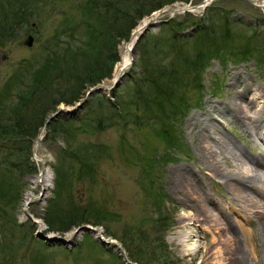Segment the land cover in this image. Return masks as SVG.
<instances>
[{"label": "rangeland", "instance_id": "rangeland-1", "mask_svg": "<svg viewBox=\"0 0 264 264\" xmlns=\"http://www.w3.org/2000/svg\"><path fill=\"white\" fill-rule=\"evenodd\" d=\"M131 1L134 0H0L14 19L19 15L18 21L26 20L20 23L23 26L0 41V59L6 56V60L0 61V129L7 127L0 130V134L9 131L8 127L16 121L14 109L20 101L19 96H26L33 90L36 66L30 68L28 63L38 59L48 45L53 54L61 53L62 47L74 51L78 41L71 42L68 47L65 40H61V34L64 27L73 29L76 24L79 36L84 38L93 20L89 12L100 16L109 11L107 15H111L108 6L113 4L116 9L128 10L131 6L129 10L134 15ZM201 2L176 1L160 10L187 4L196 6ZM209 4L229 12L232 21L237 22L235 47L246 43V36L253 30H262L261 37L253 39L251 47L264 57V5L261 2L213 0ZM26 11L28 17L22 19ZM205 13L200 8L175 14L164 12L156 18L160 23L151 25L141 35H147L149 56L138 55V40L131 66L118 80L114 79V74L120 60L113 69V77L98 85L101 89L92 92L96 95L86 96L81 105L74 104L76 107L63 103L58 107V116L65 120L98 116L87 119L89 127L74 122L65 128V133L51 140V135L43 132L40 141L39 137L33 141L31 137L0 135V264H162L164 255L172 264H205L201 263L202 254L197 252V246L211 240L212 235L201 226L181 225L183 221L191 222L187 216L195 210L191 207L192 199L186 200L185 194L172 190L176 181L173 172L189 169L198 176L199 183L202 180L203 187L205 184L209 197L228 195L236 201L234 207H243L231 195H234L232 189L221 180L215 179L211 185L195 144L206 135L201 124L211 115L212 107L228 105L237 94L245 93V97L251 99L260 90L264 96V68L259 67L257 60L238 64L230 60L223 65L220 59L214 58L203 62L200 70L188 71L183 65L177 71L178 95L173 99L176 106L164 114L155 113L152 106L144 103L145 98L151 102L158 99L146 84L145 73L153 72L156 67L160 68V73L177 69L173 66L176 63L174 53L166 51L160 57H152L154 34L160 35L164 22L174 20L186 22L183 33L188 37L195 30L188 24L204 19ZM151 16L143 17L138 26ZM56 33H61L57 41ZM28 35L34 37L32 46L24 45ZM128 43L122 40L118 46L120 59ZM56 44H60L59 49ZM81 57L80 54L79 62L87 58ZM194 75L203 81V91L192 88ZM213 91H219L220 95L215 96ZM107 97L113 104H104ZM90 98L97 106L86 105ZM251 102L245 104L249 111L254 105ZM95 108L98 109L94 112ZM252 113L249 115L254 118ZM28 114L24 110L19 120L26 121ZM214 114L224 118L223 114ZM193 116L198 122L194 124L191 119L189 124ZM183 117L187 119L182 124ZM98 118L102 120V127L95 129L93 126ZM107 123L110 125L106 126ZM231 127L239 140L224 130L229 128L227 124L223 130L228 137L224 140L235 142L250 156L264 157L261 141L244 137L245 133L236 124ZM169 128L174 141L167 136ZM215 136L216 139L220 137L214 134L206 140L213 149ZM37 141L40 142L38 146ZM218 159L224 170L227 166L220 157ZM29 164H33L36 172L24 171ZM204 164L207 165V161ZM226 165L231 164L227 162ZM37 180L43 183L38 185ZM38 197L43 198L42 203L32 202ZM258 211L264 212V207ZM236 226L246 260L256 264L244 232L238 224ZM252 228L256 230L257 247L261 244L258 256L264 264V239L254 224ZM195 232L198 235L192 237ZM223 263L227 264L228 260Z\"/></svg>", "mask_w": 264, "mask_h": 264}, {"label": "trees", "instance_id": "trees-1", "mask_svg": "<svg viewBox=\"0 0 264 264\" xmlns=\"http://www.w3.org/2000/svg\"><path fill=\"white\" fill-rule=\"evenodd\" d=\"M176 1L184 3L190 2V0H134L133 2L131 1L134 15L130 13L129 9L131 6L128 10L122 8L116 9L113 4L108 6L111 8V15H107L109 11L100 16H94L92 12H89L93 20L90 22L89 29L86 30L88 34H85L84 38L79 36L76 24L72 27L73 29L64 27L63 34L59 33L63 37L61 40H65L68 47L72 45L71 42L77 40L78 45L76 49L70 51V47H62L60 48L61 53L57 51V54H53L48 45L40 55L41 58L38 56V59H35L32 63H28L30 68L36 66L33 70L36 78L32 85L33 90L31 93L28 92L26 96H19L20 101L14 109L17 119L13 125L8 127L9 131L1 132L0 135L8 138L12 135L19 138L31 137L34 141L41 133V129L51 114L59 110L58 107L61 103L67 106L79 103L85 98L86 93L92 89V87L102 84L104 80L113 77V69L116 62L120 59L118 46L121 44L122 40L127 41L131 37L133 29L139 24L143 17L149 16L165 5L173 4ZM215 7L216 6H211L206 9V17L204 19L196 23L188 24L195 29L188 37H185L183 33V26H185L186 22L179 23L174 20L164 22L160 29V35L154 34L153 47L151 46L154 52L152 57H160L164 55L166 51H169L170 53H174L173 59H176L174 61L176 63H173V66L176 65L177 67L174 71L162 73L159 71L160 68L156 67L153 72H148V74L145 73L146 76L144 78L146 79V84L150 86L158 99L151 102L150 99L145 98L144 103L152 106L155 113L160 112L167 114V109L176 106L175 100L173 99L178 95L176 90L177 71L182 68L183 65L189 68L188 71L200 70L203 68V62L209 58L210 61H212L214 58L220 59L223 65L230 62V60L237 61L233 62V64L257 60L259 67L264 68L263 55L257 54V50L254 51L251 47L252 40H255L258 36L261 37L262 30H253L250 35L246 36V43H240L235 47L233 40L236 39V32L239 30L235 29L237 28V22L232 21L229 12H225V10L221 9L219 6L217 8ZM8 11V7L0 3V41L4 40L6 34H11L18 30L19 26H23V24L20 23L26 21H18L19 19L17 18L19 15L14 19L12 15H9ZM22 12L23 11H21V13ZM26 16L28 17V11L23 14L22 19H25ZM255 27H253V29ZM59 34H55L56 41L61 36ZM64 36H67L68 40H66L67 38ZM145 36L146 37L142 36L139 38L136 45L138 55L140 54L143 56L142 58L150 55V53H146V42L148 39L147 35ZM143 38L145 40L144 43H142ZM191 42L192 44H190ZM56 45L59 49L60 44ZM189 45L191 46L190 48H188ZM140 50H142V52H140ZM80 54L82 55L81 58H87L79 62L80 60L78 57ZM154 73H156V76H154ZM198 75H200L199 71ZM198 75L193 76L194 83L191 86L194 85L192 88L196 91H203V81L200 80ZM93 95L96 94H92L91 96ZM106 100L107 101L104 103L105 105L109 103L113 104L108 97ZM85 103L88 106H97V103L91 98ZM97 109L98 108H95L93 111L95 112ZM24 110L29 112L26 121L22 120V118L19 120L21 117L20 113H23ZM172 115L174 114L172 113ZM94 117L72 118L71 120H65L63 117L53 119L46 128L47 134L51 135L49 140L54 138L55 135L65 133L67 131L65 128L74 122L80 125L85 124V126L89 127L87 119H94ZM101 125L102 120L98 118L93 128L100 129L102 127ZM107 125L108 124H106V126ZM3 128L0 130H3ZM170 128L168 130L166 129L167 136L170 141H174L173 137L170 136ZM24 171H29V173L36 172L33 164L27 165ZM168 258L169 257L164 255L162 264H172L173 262ZM134 261L141 262L140 260Z\"/></svg>", "mask_w": 264, "mask_h": 264}, {"label": "bare ground", "instance_id": "bare-ground-1", "mask_svg": "<svg viewBox=\"0 0 264 264\" xmlns=\"http://www.w3.org/2000/svg\"><path fill=\"white\" fill-rule=\"evenodd\" d=\"M251 1L261 2L264 5V0ZM210 2H213V0H202V2L196 6L185 4L186 6L182 5L185 7L176 6L174 9L166 7L164 8V12L169 11L175 14L195 10L197 8L206 12V9L210 7ZM164 12L161 14L155 12L154 14H158V17L164 14ZM151 15L153 16V14ZM150 19L144 18L143 23L140 26L137 25V28H134L135 32H133L140 34L144 23L150 21ZM127 41L129 43L126 45L121 59H119L118 68L114 74V79L117 80L123 75L124 71L131 66L133 57L132 52L138 40L133 35V37L131 36ZM257 91H259V94L253 96L251 99L246 98L245 93L237 94L235 99L228 105H222L219 108L212 107L211 110H209L211 115L206 122L201 124L203 127L202 130L206 131V135L204 134L203 140L202 137L199 136L201 139L195 144L196 148L199 150L197 154L201 158L200 161H204L203 166L208 170L205 175L207 179L210 180L211 185H214L213 181H215V179L221 180L222 184L232 189L234 195L230 194L237 198V202L239 201V203H242L243 207L241 205L240 208L234 207L236 206V201L234 202V198L228 195L222 198L218 196L209 197V191L206 190L205 184L203 187L202 180V183H199L200 179L197 178L198 176L193 171L181 168L173 172L176 181L172 190L175 192L177 191L180 195L185 194L184 197L186 200L189 198L192 199L193 204L191 203V207L195 210L194 213H190L187 216L191 218V222L183 221L181 225L190 224L201 226L204 231L212 235L211 240L200 242L197 246V252L202 254L201 263L224 264V260L227 259V264H251L246 260L245 251L241 243L242 240L240 236L237 235L238 230H236V225L238 224L239 228L242 229L245 234L248 250L251 252L252 259L256 264H263L258 256V248L261 244L257 247L258 243L255 238L256 230L252 228V225L254 224L258 231L262 233V239H264V212L258 211L259 208L264 207V157L250 156L247 151H244L239 145L234 144L235 142L232 140L233 144L232 142L224 140L228 137V135L224 133V130L239 140L236 134H233L231 127L233 124H236L240 131L245 133L244 137H249L251 141H261L264 146V101L262 100L264 96L260 90ZM218 95H220L219 91L215 93V96ZM245 99L252 101V104L254 103L252 110H250L252 112L254 111V114L246 109L247 106L245 104H249V101ZM214 113L223 114L224 118H217ZM249 113H252L254 118L251 117ZM50 118L51 117L47 119V122ZM55 118H59V116L55 115L51 121ZM186 119V117H183L182 124ZM191 119L194 120V124L198 122V118L193 116L189 119V124ZM47 122L41 129L42 132L40 134L45 132L47 126L51 123L47 124ZM107 124L110 125V123ZM225 124H227L229 128L223 130ZM213 133L220 136L218 139H216L215 136L214 149L213 145L211 146L206 142L208 137L214 136ZM38 137V141H40L41 135ZM38 141L36 146L40 144ZM249 152L253 154L252 150H249ZM226 155H229V157H226ZM218 157H220L221 162L227 166L224 170L219 166L220 160ZM206 161L208 163L207 165L204 164ZM227 162L231 165H226ZM36 182L39 185L43 183V180H37ZM42 187L46 189L45 185ZM42 197L35 198L32 202L40 201V203H42ZM28 202L29 199L27 198L24 204L25 209L27 208L26 205ZM192 221H194V223ZM248 225L249 228H245V226ZM192 232L194 231L192 230ZM196 235H198V232H195L192 237ZM189 237L188 235L187 239H189ZM223 256H227V258H223Z\"/></svg>", "mask_w": 264, "mask_h": 264}, {"label": "water", "instance_id": "water-1", "mask_svg": "<svg viewBox=\"0 0 264 264\" xmlns=\"http://www.w3.org/2000/svg\"><path fill=\"white\" fill-rule=\"evenodd\" d=\"M162 12H164V11H159L158 14H161ZM158 14H157V15H158ZM157 15H156V14H153V16H152V18L150 19V21L144 23L143 28L141 29L140 34L133 33L134 37H135L137 40L140 38V36H141L142 33L144 32V30H146L148 27H150L151 25H154V24H158V23H160V22L156 21V17H157ZM133 35H132V37H133ZM33 42H34V37L31 36V35H28V37H27L26 40L24 41V45L32 46ZM1 60H6V56H3L2 59H0V61H1ZM116 81H117V80H116ZM99 88L101 89L102 87H98V86H97V87L93 88L92 90L99 89ZM80 105H81V104H80ZM58 114H59V113L53 114V115L51 116V118L49 119V121L47 122V124L51 122V119H52L55 115H58Z\"/></svg>", "mask_w": 264, "mask_h": 264}]
</instances>
